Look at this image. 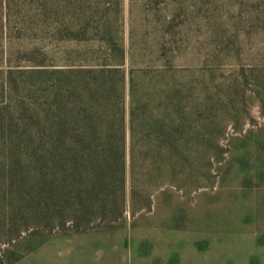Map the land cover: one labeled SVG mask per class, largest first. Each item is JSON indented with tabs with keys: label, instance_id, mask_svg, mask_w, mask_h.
<instances>
[{
	"label": "rangeland",
	"instance_id": "374dc122",
	"mask_svg": "<svg viewBox=\"0 0 264 264\" xmlns=\"http://www.w3.org/2000/svg\"><path fill=\"white\" fill-rule=\"evenodd\" d=\"M179 2L121 0L112 28L124 51L122 222L25 236L1 248L5 264H264V0ZM39 4L0 0V70L106 62L95 42L57 39ZM130 112L144 131L130 132Z\"/></svg>",
	"mask_w": 264,
	"mask_h": 264
},
{
	"label": "trees",
	"instance_id": "16d2710c",
	"mask_svg": "<svg viewBox=\"0 0 264 264\" xmlns=\"http://www.w3.org/2000/svg\"><path fill=\"white\" fill-rule=\"evenodd\" d=\"M120 7L121 0H40L39 17L57 39L95 42L106 62L66 71L0 70V264L1 248L25 236L78 235L123 220L124 51L112 29ZM33 75L40 76L30 85ZM136 124L144 131V120L130 112L131 133Z\"/></svg>",
	"mask_w": 264,
	"mask_h": 264
}]
</instances>
